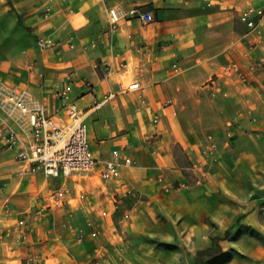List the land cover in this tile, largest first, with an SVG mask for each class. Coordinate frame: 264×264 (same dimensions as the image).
Returning a JSON list of instances; mask_svg holds the SVG:
<instances>
[{
	"label": "crops",
	"instance_id": "1",
	"mask_svg": "<svg viewBox=\"0 0 264 264\" xmlns=\"http://www.w3.org/2000/svg\"><path fill=\"white\" fill-rule=\"evenodd\" d=\"M114 6L152 20L112 28ZM248 8L264 0H0V136L9 126L22 140L7 149L0 138V264H179L167 244L193 257L210 235L219 258L232 254L218 264H264V17L249 27ZM11 90L61 122L75 103L94 157L119 150L134 163L109 181L99 167L24 172L29 134L2 100ZM209 132L217 149L204 157ZM195 163L208 172L202 185ZM59 186L67 201L47 207Z\"/></svg>",
	"mask_w": 264,
	"mask_h": 264
},
{
	"label": "built area",
	"instance_id": "2",
	"mask_svg": "<svg viewBox=\"0 0 264 264\" xmlns=\"http://www.w3.org/2000/svg\"><path fill=\"white\" fill-rule=\"evenodd\" d=\"M137 15L144 23L152 20L149 12H143L136 7L124 11L119 6L109 9L110 24L112 28L119 20L125 16ZM241 20L249 27L255 25L254 17H264V8L245 9L241 13ZM233 68L241 75L239 68L232 64ZM174 73L179 71L178 64L172 65ZM211 84L215 82L212 78ZM139 88V83L129 84L128 89ZM60 97L68 99L69 87L66 86L57 92ZM22 93L17 91H7L4 93L3 102L10 112L27 125L28 138L22 143L17 153V158L25 165L23 171L35 173L41 171L46 177L67 178L71 175L81 174L99 167V175L104 181L117 179L120 176L122 166H131L134 159L114 150L112 157L100 163L92 154L88 138L86 125L83 121L84 112L80 110L75 103L66 101L64 104L67 121L61 122L54 114L47 113L43 107H30L23 99ZM4 147L11 149L22 141L17 132L12 127L6 126L0 136ZM217 149V141L213 133L205 134V143L202 146L201 153L204 157L211 156ZM193 169L197 171L191 181L195 185H202L208 179L207 169L195 163ZM188 184V183H187ZM187 184L177 185L185 186ZM176 186L166 184L165 190H170ZM127 192H130L129 190ZM69 190L65 186H59L50 193V200L47 207L60 208L67 201ZM96 231H92L95 236Z\"/></svg>",
	"mask_w": 264,
	"mask_h": 264
},
{
	"label": "rangeland",
	"instance_id": "3",
	"mask_svg": "<svg viewBox=\"0 0 264 264\" xmlns=\"http://www.w3.org/2000/svg\"><path fill=\"white\" fill-rule=\"evenodd\" d=\"M259 194H261L262 196H264V188L259 190ZM262 205H264V203H262ZM239 220V219H238ZM214 223H211V227H214ZM226 235H228V232L225 233ZM210 240L212 241V245L211 247H209L210 249H212V252L217 250L218 245H220V237L218 236H212L210 235ZM262 240V239H261ZM152 242L156 243V246H160L161 244H165L164 242H161L160 240H158L157 238L151 239ZM262 242H264V240H262ZM170 245L169 247L173 248L174 252L176 255H178V257L180 258V262L179 264H194L198 261H202L201 264H218L220 261H222V258H219L220 255L211 257L208 255V253L210 254L211 252H207V255H201V256H197V251L196 254L192 257L188 251L185 250V246L183 244H167ZM208 249V248H207ZM202 250H206V249H202ZM80 251V250H78ZM76 251V252H78ZM232 255V254H229ZM229 255L224 256L223 260L226 258H229ZM161 258V259H165L164 255H157V256H153L154 259L156 258ZM221 259V260H220ZM85 260V259H84Z\"/></svg>",
	"mask_w": 264,
	"mask_h": 264
},
{
	"label": "trees",
	"instance_id": "4",
	"mask_svg": "<svg viewBox=\"0 0 264 264\" xmlns=\"http://www.w3.org/2000/svg\"><path fill=\"white\" fill-rule=\"evenodd\" d=\"M207 252H211L210 254L208 253V255L211 256V257H214V256L222 254L223 250H222L221 245H218L217 250L214 251V252H212V249H210V248H208L206 250H198L197 251V253H198L197 256L199 257L201 255H205V254L207 255ZM201 263H202V261H198V262H196L194 264H201Z\"/></svg>",
	"mask_w": 264,
	"mask_h": 264
}]
</instances>
